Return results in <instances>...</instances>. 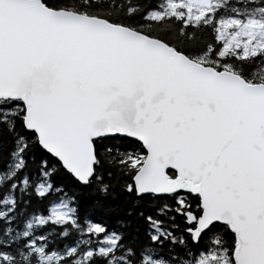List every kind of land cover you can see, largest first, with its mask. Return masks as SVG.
Wrapping results in <instances>:
<instances>
[{
    "label": "snow or ice",
    "instance_id": "obj_1",
    "mask_svg": "<svg viewBox=\"0 0 264 264\" xmlns=\"http://www.w3.org/2000/svg\"><path fill=\"white\" fill-rule=\"evenodd\" d=\"M239 4L0 0V264H264V0Z\"/></svg>",
    "mask_w": 264,
    "mask_h": 264
},
{
    "label": "trees",
    "instance_id": "obj_2",
    "mask_svg": "<svg viewBox=\"0 0 264 264\" xmlns=\"http://www.w3.org/2000/svg\"><path fill=\"white\" fill-rule=\"evenodd\" d=\"M246 3H247V0H240V4H239V6H240V7H243ZM85 199H87V198H85ZM178 219H179V218H178Z\"/></svg>",
    "mask_w": 264,
    "mask_h": 264
}]
</instances>
